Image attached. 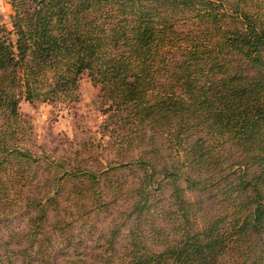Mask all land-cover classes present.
Masks as SVG:
<instances>
[{
	"label": "trees",
	"instance_id": "16d2710c",
	"mask_svg": "<svg viewBox=\"0 0 264 264\" xmlns=\"http://www.w3.org/2000/svg\"><path fill=\"white\" fill-rule=\"evenodd\" d=\"M259 1L9 0L11 27L0 21V168L8 157L36 159L19 146L20 101L76 100L87 74L99 86L103 113L116 125L111 135L135 138L149 131L155 143L161 134L178 157L184 154L176 163L195 170L192 176L176 164L157 169L151 159L137 160L143 176L131 204L129 251L101 264H227L251 250L264 232ZM226 138L242 152L230 199L198 225L200 205L184 192L223 176H209L222 171L210 141ZM157 173L171 180L178 226L174 239L151 250L138 230L151 209ZM1 180L0 202L7 194ZM35 202L36 233L46 209L42 200ZM255 264H264V257Z\"/></svg>",
	"mask_w": 264,
	"mask_h": 264
},
{
	"label": "rangeland",
	"instance_id": "374dc122",
	"mask_svg": "<svg viewBox=\"0 0 264 264\" xmlns=\"http://www.w3.org/2000/svg\"><path fill=\"white\" fill-rule=\"evenodd\" d=\"M259 6L264 19V0ZM12 12L9 0H0V21L8 28ZM76 93L73 101L23 99L19 103V146L36 159L8 157L0 168L2 186L7 190L0 202V264L120 261L129 251L131 204L143 176L136 161L151 159L157 169L164 163L176 164L183 173L194 175L193 167L176 163L184 154L178 157L161 134L155 143L149 131L135 138L111 135L116 125L103 113L99 86L87 74L80 78ZM210 142L222 171L209 176H223L205 188L184 192L200 205L195 218L198 225L211 219L230 199L231 181L242 157L239 146L227 138ZM153 179L158 187L151 189V209L138 231L146 246L156 250L177 235L178 217L173 210L170 178L157 173ZM180 184L185 185L183 179ZM46 193H51V201L45 199ZM39 200L46 212L35 233L31 219L38 213L34 204ZM252 246L229 258L227 264H255L264 257V232Z\"/></svg>",
	"mask_w": 264,
	"mask_h": 264
}]
</instances>
